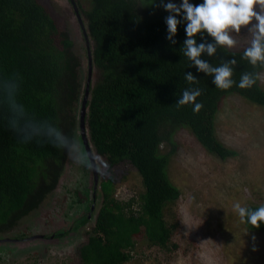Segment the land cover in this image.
I'll return each instance as SVG.
<instances>
[{
	"label": "trees",
	"instance_id": "1",
	"mask_svg": "<svg viewBox=\"0 0 264 264\" xmlns=\"http://www.w3.org/2000/svg\"><path fill=\"white\" fill-rule=\"evenodd\" d=\"M87 1L88 5L80 0L73 3L85 27L95 69L86 103L89 144L112 174L118 166L135 169L143 191L118 201L111 174L99 190L93 184L90 195L85 189L83 199L75 201L77 208H84L79 219L68 230L48 238L60 240L93 220L85 242L77 248L76 264H128L141 237L149 246L169 249L177 225L168 223L165 211L179 198L180 190L171 182L168 169L182 146L181 136L221 160L237 155L216 135L219 104L236 94L264 108V90L257 79L264 65L249 64L243 58L245 48H218L213 57L204 58L213 65L235 58V81L245 71L256 78L250 88L234 84L219 89L210 75L198 72L184 56L183 22L178 25L176 43L166 39L168 13L159 0L155 4L153 0ZM54 10L49 0H0V239L54 191L75 145L85 151L78 110L87 75V40L82 33L83 71L82 56L73 51L67 25ZM185 72L197 81H186ZM189 87L201 89L197 100L203 107L198 112L191 104H175ZM47 125H55L75 141L69 152L44 136ZM88 167L91 170L90 162ZM244 225L264 233V224L259 228ZM25 237L19 232L8 240ZM5 259L0 255V264Z\"/></svg>",
	"mask_w": 264,
	"mask_h": 264
},
{
	"label": "rangeland",
	"instance_id": "2",
	"mask_svg": "<svg viewBox=\"0 0 264 264\" xmlns=\"http://www.w3.org/2000/svg\"><path fill=\"white\" fill-rule=\"evenodd\" d=\"M49 1L65 21L73 51L82 56L84 71L85 41L73 4L68 0ZM80 1L88 5L87 0ZM234 36L237 44L229 50L248 46L251 37L246 28ZM257 79L264 90V69ZM215 126L218 139L237 155L221 160L193 139L181 136L182 146L168 169L171 182L180 190L179 198L165 211L168 223L177 225L169 249L149 246L141 237L128 264H264V233L248 230L232 208L236 201L246 207L264 203V108L236 94L229 95L219 104ZM77 145L67 156L54 191L13 232L2 237L10 239L19 232L26 236L23 241L0 243L4 264L78 262L77 248L85 242L93 220L60 240L48 238L68 230L79 219L84 208H77L75 201L83 199L85 189L89 195L93 189L92 172L84 166ZM95 163L99 190L112 173L99 157H95ZM111 171L118 201H127L143 191L132 167L118 166Z\"/></svg>",
	"mask_w": 264,
	"mask_h": 264
},
{
	"label": "clouds",
	"instance_id": "3",
	"mask_svg": "<svg viewBox=\"0 0 264 264\" xmlns=\"http://www.w3.org/2000/svg\"><path fill=\"white\" fill-rule=\"evenodd\" d=\"M155 2L156 0H153V4ZM159 2L168 13L165 18L167 40L176 43L174 38L178 25L184 23L186 38L181 49L191 62L190 66H194L198 72L210 75L212 84L219 89L227 90L234 84L245 89L256 83L255 74L247 71L241 73L238 82L233 79V66L237 63L235 58L225 59L220 64L213 65L204 57H213L218 48H233L237 44L234 33L239 34L242 28H246L251 38L243 51V58L253 66L264 65V0H200L199 3H193L191 0H179V3L174 0H159ZM184 78L188 82L197 81V77L191 72H185ZM200 96L199 87L185 88L175 104L177 106L191 104L193 111L198 112L203 107L197 100ZM43 134L53 146L63 148L67 152L75 143L55 125H47ZM77 147L79 149L78 145ZM79 152L87 167L90 154L82 149H79ZM232 208L242 222L254 228L264 224V204L249 208L236 201Z\"/></svg>",
	"mask_w": 264,
	"mask_h": 264
},
{
	"label": "water",
	"instance_id": "4",
	"mask_svg": "<svg viewBox=\"0 0 264 264\" xmlns=\"http://www.w3.org/2000/svg\"><path fill=\"white\" fill-rule=\"evenodd\" d=\"M74 7V11L77 17V20L81 26L82 29V33L85 37V39L87 40V75H86V79H85V85H84V93H83V97L80 100V106H79V110H78V129H79V135L84 147L85 152L89 153V162L91 165V170L93 173V182H94V187H96L97 182H98V171H97V165L95 163V159H94V155L93 152L91 150V145L89 144V140L87 137V131H86V124H85V116H86V112H87V107H86V103L89 99V85L92 82L93 78H95L94 76V72L95 69L92 66V60H91V56H90V52H89V43H88V38L86 35V30L85 27L81 21L80 16L77 14V7L76 5L73 3V0H69ZM3 241H8V239H0V242Z\"/></svg>",
	"mask_w": 264,
	"mask_h": 264
},
{
	"label": "flooded vegetation",
	"instance_id": "5",
	"mask_svg": "<svg viewBox=\"0 0 264 264\" xmlns=\"http://www.w3.org/2000/svg\"><path fill=\"white\" fill-rule=\"evenodd\" d=\"M69 1V0H68ZM93 209V206L91 207Z\"/></svg>",
	"mask_w": 264,
	"mask_h": 264
},
{
	"label": "bare ground",
	"instance_id": "6",
	"mask_svg": "<svg viewBox=\"0 0 264 264\" xmlns=\"http://www.w3.org/2000/svg\"><path fill=\"white\" fill-rule=\"evenodd\" d=\"M128 241V240H127Z\"/></svg>",
	"mask_w": 264,
	"mask_h": 264
}]
</instances>
